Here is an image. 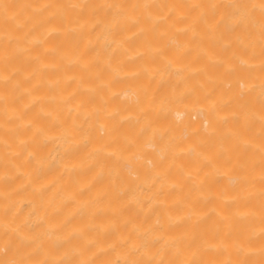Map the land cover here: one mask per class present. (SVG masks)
<instances>
[{
  "label": "bare ground",
  "instance_id": "1",
  "mask_svg": "<svg viewBox=\"0 0 264 264\" xmlns=\"http://www.w3.org/2000/svg\"><path fill=\"white\" fill-rule=\"evenodd\" d=\"M0 264H264V0H0Z\"/></svg>",
  "mask_w": 264,
  "mask_h": 264
}]
</instances>
